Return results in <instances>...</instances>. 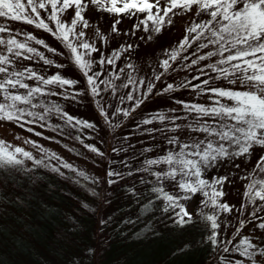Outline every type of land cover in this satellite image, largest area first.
<instances>
[{"label":"snow or ice","instance_id":"6c2138e0","mask_svg":"<svg viewBox=\"0 0 264 264\" xmlns=\"http://www.w3.org/2000/svg\"><path fill=\"white\" fill-rule=\"evenodd\" d=\"M90 6L98 12L117 17L135 18L142 15L143 18L133 24L131 31L123 34L135 36L136 32L143 31L146 35L139 39L147 42L160 35L166 27L172 26L174 18L181 13H190L195 9V17L208 18L199 22L195 18L191 20L185 27L183 38L175 46L163 50L162 58L158 61L159 70L154 68L151 78L133 75L136 66L130 60L113 72L111 77H106V66H115L122 56L139 48V44H121L106 55L97 43L107 44L108 36L98 26L94 39L87 38V29L91 25L85 13ZM69 11L72 12L70 20L64 19ZM0 18L40 29L60 41L67 50L68 60L85 80L86 87L77 90L80 82L62 75L60 71L46 75L35 70L31 64L18 67L21 61L42 62L57 69L66 66L50 59L33 45H39L54 56H64L65 53L51 47L32 32L0 23V122L13 123L37 137L54 139L44 137L42 132L35 131L33 125L61 134L66 128L73 129L80 134L71 136L69 133L71 139L95 155L105 156L95 144L85 143V139L93 137L82 138L85 129L96 130L95 123L69 114L61 104L46 99L48 97L59 96L64 100L76 101L78 97L89 95L104 123L115 133L152 95L163 96L190 90L196 96H205L206 103L185 101L173 96L172 101L179 108L146 114L136 124V130L158 123L161 127L143 128V131L153 139L154 133H161L166 147L159 155L145 157L135 170L129 167L126 160L119 161L129 167L126 173L108 168V187L118 184L125 177L142 173L144 175L140 176L139 183L147 186L143 193L137 191L135 185L125 188L137 203L142 196L147 198L140 214L159 210L178 229L202 223L209 234L198 243H210L214 250L219 251L218 258L222 264H261L264 261V241L258 244L253 237H241L231 250L226 246L221 248L223 242L218 240L220 213L233 211V206L222 202L224 186L231 180L229 175L213 176L210 180L206 178L209 169L228 160L250 157L254 147L264 149V0H165L163 5L161 0H0ZM120 23V19L113 22V34H119L117 25ZM189 49L192 51L186 55ZM93 53H99L98 60L93 59ZM205 61L208 63L202 64ZM95 65L105 68V71L94 70ZM193 69L198 74L190 79L185 75L179 82L167 83L157 89V82H161L166 75L180 71L187 73ZM217 81L226 82L227 86L218 85ZM121 89L127 91L121 92ZM106 92L116 99L115 105L104 100L103 93ZM125 104L130 106L124 107ZM180 112L183 114H178ZM54 116L63 124H53L51 119ZM121 116L124 120L118 119ZM15 138L20 139V136ZM123 139L127 141L129 137ZM23 143L30 145L38 155L0 139V186L6 188L11 184L14 191L22 193L20 196H6L0 191V200L29 209L31 201L37 200L32 188L42 179L35 175L37 170L55 173L81 188L88 186L91 196L101 197L96 187L100 183L98 177L88 174L35 140L25 138ZM64 147L68 148L67 145ZM68 150L75 151L71 148ZM152 150L145 147L142 154ZM111 151L119 154L127 152V148L113 147ZM235 167L239 168L240 165L236 164ZM62 169L74 175L67 176ZM242 179L247 181L243 197L253 205L249 215L254 220H261L256 228L264 230V217L258 215L264 211V154L260 155L251 173ZM24 180H27L28 188L23 186ZM52 190L49 186V191ZM197 194L203 197L198 220L182 203ZM107 195L110 197L112 193ZM157 201L161 202L159 208ZM103 202L110 204L111 200ZM80 206L89 212L94 211L86 201H81ZM40 207L50 215L58 211L43 201H40ZM203 209L211 211L205 212ZM240 210L246 211L247 206L242 203ZM24 219L26 217L22 216L18 222ZM64 219L68 222V228L60 235L70 239L76 222L66 215ZM111 220L112 217H109L108 220H101L100 224L106 225ZM123 223L135 221L126 219ZM245 223L246 220H241L240 228ZM145 231H151L149 225L145 226ZM227 243L233 241L230 239ZM190 247L191 244H185L173 255L183 253ZM86 252L94 253L95 250L89 248ZM229 252L236 253L241 259L223 255Z\"/></svg>","mask_w":264,"mask_h":264},{"label":"trees","instance_id":"16d2710c","mask_svg":"<svg viewBox=\"0 0 264 264\" xmlns=\"http://www.w3.org/2000/svg\"><path fill=\"white\" fill-rule=\"evenodd\" d=\"M193 18L199 22L201 19H207L208 17L193 16ZM191 51L192 49H189L186 55H190ZM79 81L77 90L86 87L82 74H80ZM151 98L152 96L147 100ZM66 102L70 101L65 100L63 104ZM67 103L66 110L68 111ZM91 112L89 118L83 117L80 119L91 121L99 129L103 127L105 130L104 120L94 104L91 106ZM142 112L134 113L127 119L128 121H124V127L115 133L109 129V133L113 135V138H107L102 132L100 135L98 129L95 130L96 132L88 129L83 131L82 138L86 136L93 137L92 139H85V143L95 144L105 153L104 157L97 156L80 144L81 148L90 152L93 158H97L103 165L102 177H99L100 183L96 186L101 193V197L91 196L88 192V186L81 188L69 180L62 179L55 173L45 170L36 171L35 175L42 177L32 188V191L37 195V200L31 201V206L27 210L7 203L11 205L10 210L0 213V264H222V261L218 258L220 255L218 250H214L210 243H198V241H203L209 234L202 223L178 229L159 210L140 214L141 206L147 198L142 196L140 202L137 203L136 198L126 193L125 188L135 185L137 191L143 193L147 186L141 185L139 178L144 174L135 173L131 177H125L118 184L112 185L111 188L108 187L106 177L108 168H114L125 173L129 170V167L135 170L141 166V162L145 157L159 155L161 150L166 147L161 133H154L155 139H153L152 136L143 131V128L161 127L158 123L145 125L138 131L136 130L138 122L127 126V123L132 120L135 114L141 115ZM68 113L71 114L70 111ZM51 122L53 124H63V121L55 116L52 117ZM69 132L71 136H75L73 133H76V131L73 129L66 128L64 134L59 131H52L53 140L71 139L68 135ZM127 133L129 139L125 141L123 138ZM157 145L159 147H156ZM113 147L127 148V152L114 153L111 151ZM145 147H151L152 152L142 154ZM74 152L78 153L79 151ZM121 160H126L129 167L119 163ZM112 161L117 163L113 164ZM236 164H238L236 159L228 160L218 167L209 169L206 173V178L209 180L217 175H229L231 180L230 183H226L224 186L225 196L222 202H227L230 206H233V211L226 215L223 222L220 221L222 217V213H220L219 221L222 224L219 223L223 226L218 229L220 233L218 240L223 242L221 248L226 246L230 250L239 242L241 237L247 236L243 233L246 228L256 227L258 223L262 222L261 220H254L249 215L250 212L244 215L243 211L240 210V205L237 204L239 198L236 193L237 187L241 190L244 185H239L237 180H234V175L238 173L243 177L251 172L243 171L242 168H245V166L243 167L242 164H239L240 167L236 168ZM23 186L28 188L27 180H24ZM49 186L53 189L52 191H49ZM0 191L9 196L22 195L20 191H14L11 184L6 188L0 186ZM108 193H112V195L109 197ZM192 198L197 204L196 214L193 217L198 220L197 214L201 208L200 202L203 197L197 194ZM107 199L111 200L110 204L103 202ZM78 200L79 202L86 201L89 203L94 211L89 212L81 208ZM40 201L58 210L57 213L46 214L40 207ZM186 202L182 201L184 204ZM2 203L3 200H0V205ZM160 204V201L156 202L157 208ZM246 206L247 210L250 211L253 208V205H251L252 207L249 204ZM203 210L205 212L211 211V209ZM65 215L72 217L76 222V227L70 239H64L60 235L68 228V222L64 219ZM258 215L264 217V211ZM22 216L26 219L18 222V219ZM109 217H112L111 222L102 226L100 221L108 220ZM126 219L134 220L135 223H123ZM241 220H246L243 228L239 226ZM146 225H149L151 231H145ZM152 233H155V235ZM230 239L233 243L228 244L227 241ZM258 241V244L264 241V230L259 234ZM185 244H191V247L183 253L173 255L177 249L182 248ZM89 248L94 249L95 252L87 253L86 249ZM5 253H9L10 256H6ZM223 255L229 258L241 259L236 253L232 252L223 253ZM261 264H264V261H261Z\"/></svg>","mask_w":264,"mask_h":264},{"label":"rangeland","instance_id":"374dc122","mask_svg":"<svg viewBox=\"0 0 264 264\" xmlns=\"http://www.w3.org/2000/svg\"><path fill=\"white\" fill-rule=\"evenodd\" d=\"M165 2V0H161V3ZM162 4V5H163ZM195 9H193L190 13H181L180 15L176 16L174 18V23L170 27H166L165 30L158 36H154L153 40L151 42L141 41L139 39L140 36H145L146 34L143 31L136 32L135 36L131 35H124L125 32H130L132 29V26L134 23L138 22L139 19H142L143 16L140 15L135 18H130L128 16H121L117 17L112 14H107L103 12H98L94 7H89L88 10L85 13L86 19L90 22V27L87 29V38L89 40L94 39V31L95 28L98 26L101 32L106 34L108 36V43L101 45L99 42L97 43L98 47H102L103 51L106 55L111 54L113 49H117L121 44H139V48H136L132 50L130 53H126L124 56L121 57L120 60L116 62L115 66H106V77H111V74L115 71H118L119 68H122L125 66L126 63L130 62L133 63L136 66V71L133 73V75L137 76L138 78L143 77L145 79L151 78L153 75V69H158V61L160 58H162V52L165 48H171L175 46L181 38L185 35V27L191 22L192 17L194 16ZM72 16V12L69 11L64 19H69ZM117 19L121 20V23L117 25L119 34H113L111 32V26L113 22ZM0 23L8 24L10 27L15 29H21L23 31H28L34 33L38 38L44 39L47 44H49L51 47L56 48L59 52L65 53L64 56H54L52 53H49L46 51V49L41 48L39 45H33L34 47H37L40 49V51L44 52L46 56H48L50 59L55 60L57 63L65 64L66 66L63 69H57L55 67L51 66H45L42 62H36L32 63L30 61H21L18 64V67L21 65H28L31 64V66L37 70L40 71L46 75H51L56 73L57 71H60L62 75L66 77H70L72 79H76L79 81L80 79V72L79 70L72 65V63L67 58V50L63 47V45L60 43V41L54 39L50 34L40 30L35 29L32 26H25L22 25L19 22L14 21H5L2 18H0ZM21 38L22 37H18ZM2 50V49H0ZM93 59H99V53H93ZM179 63V61H178ZM184 63H187L185 61ZM208 63V61L202 62ZM176 67V65H173ZM202 66V65H201ZM94 70L97 71H105V68L100 67L99 65L94 66ZM131 71V70H127ZM198 73L195 71V69L184 72L180 71L178 73H172L170 75H166L161 82H157V89L163 88L167 83H173L179 82L181 78H183L185 75L188 76L190 79L192 75H197ZM214 75V74H213ZM102 77V78H106ZM123 78V77H122ZM206 78V77H202ZM80 82V81H79ZM117 84L120 83V81H116ZM194 83H198V81H194ZM218 85L221 86H227L226 82L217 81ZM78 86V85H77ZM76 86V89H77ZM58 90V89H57ZM127 90L121 89V92H126ZM175 96L177 99H183L185 101H191L196 103H206L207 98L205 96H196L195 93L191 92L190 90H181L175 93H169L166 95H152V98L150 100H147L141 107L139 108L135 113H141V115L135 114L134 117H132V120L127 123V126H131L132 124H135L134 122H139L146 114L150 112H155L157 110H164L166 111L169 108H179L178 105L174 104L172 101V97ZM103 97L105 101L110 102L111 104H116V99L111 96L110 93H103ZM46 99L53 100L59 104H61L64 109L66 110V103L63 104L65 101L62 97H48ZM99 99V97L97 98ZM91 103L92 98L85 94L81 97H78L76 101H70L67 103L68 111L71 112V115L79 118H89L91 116ZM124 107L130 106L129 104L123 105ZM109 113H111V109H109ZM178 114H183L182 112ZM119 120H123V117H119ZM128 121V120H127ZM106 125V124H105ZM27 127V126H26ZM105 130L103 127H96L98 129L99 134L101 135V132L106 136L107 138H113V135H110L109 128L107 125L105 126ZM35 131L42 132L44 137H52V131L47 128H40L39 126H35ZM96 132V131H95ZM94 132V133H95ZM97 132V135H98ZM70 133V132H69ZM74 135L80 134V133H73ZM19 135L20 139H16L15 137ZM128 136V133L127 135ZM25 138H30L32 140L37 141L44 147L48 148L51 151H54L58 153L60 156H62L65 160H67L70 163H73L78 168L84 169L88 174L94 176V177H102V167L103 165L101 162H99L96 159L93 158V155L88 152L87 150H84V148H81L80 143L75 142L73 139L68 138H60L59 142L57 140H46L43 137H37L33 133H29L24 129H21L17 127L13 123L9 122H0V139L5 140L6 142H11L13 145L16 146H22L26 150L33 151L34 154H37L35 152V149H32L30 145L24 144L23 140ZM116 138V137H115ZM64 145H67L68 148H65ZM75 149L78 150L80 155H77L74 151H69L68 149ZM264 154V149L260 147H254V150L250 157L247 158H237L238 164H242L243 171H252L254 166L256 165L257 160L259 159L260 155ZM93 160V161H92ZM97 160V161H95ZM99 162V163H98ZM29 166H31L29 164ZM62 171L65 172L66 175H74L73 173H69L67 170L62 169ZM234 180H237L239 185H244V188L240 190L239 187H237L236 193L239 196L237 200V204L241 206V204H249L247 199L243 197V192L245 190V185L247 183L246 180L242 179L240 175L235 174ZM241 193V194H240ZM9 196V195H6ZM15 196H20V194H16ZM79 202V200H78ZM80 203V202H79ZM259 203V202H258ZM187 210L192 213L193 215L196 214V207L197 204L195 200L192 198L188 200L185 203ZM250 207L251 204H249ZM11 205L7 204L3 201L2 205H0V213H5L7 210H10ZM253 208H251L252 211ZM250 210L243 211V214L251 212ZM226 215L228 213H222V217L220 221H224L226 218ZM219 221V222H220ZM222 222H220L222 224ZM223 226V225H221ZM245 235L249 237H253L254 242L259 243V234L262 233L261 229H257L256 227H248L243 232ZM6 256H10L9 253H5Z\"/></svg>","mask_w":264,"mask_h":264}]
</instances>
